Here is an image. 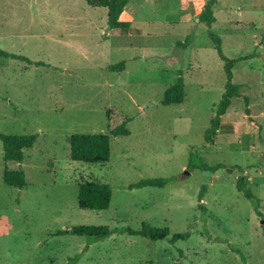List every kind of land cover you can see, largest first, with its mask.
<instances>
[{
    "label": "rangeland",
    "instance_id": "obj_1",
    "mask_svg": "<svg viewBox=\"0 0 264 264\" xmlns=\"http://www.w3.org/2000/svg\"><path fill=\"white\" fill-rule=\"evenodd\" d=\"M208 1L129 0L131 29L123 31L110 30L107 9L85 0H0V49L49 65L0 57V133L37 135L22 163L4 160L0 140V264H71L79 254L76 264H264V0H215L210 29L199 22ZM209 30L237 60L240 88L214 144L205 132L226 77ZM191 35L189 47L177 46ZM121 62L123 72L109 70ZM180 78L185 101L163 105ZM123 123L130 135L112 137L109 162L71 160L72 135L110 134ZM193 152L197 164L222 168L189 170ZM5 170H23L25 187L5 185ZM148 179L173 181L129 189ZM84 181L112 187L108 210L79 208ZM143 224L191 236L175 245L118 233L97 242L53 236Z\"/></svg>",
    "mask_w": 264,
    "mask_h": 264
},
{
    "label": "trees",
    "instance_id": "obj_2",
    "mask_svg": "<svg viewBox=\"0 0 264 264\" xmlns=\"http://www.w3.org/2000/svg\"><path fill=\"white\" fill-rule=\"evenodd\" d=\"M86 3L93 8H103L108 11V28L110 30H123L129 31L131 29V23L123 20V15L126 11L129 0H85ZM216 4L215 0H209L199 17V22L206 25L209 29L215 24L216 17L214 15L213 7ZM208 36L215 46V50L219 58L224 63V72L226 77L225 93L222 96L220 103L216 109L215 115L211 121L210 127L205 132V141L209 144H214L215 137L223 129L222 117L227 113V110L231 106V100L234 97H240V88L233 83V67L237 63V60H232L225 56L222 49V41L218 35L211 30L208 31ZM193 36H189L183 43H178L177 46L181 48H187L191 45ZM0 57L5 59H11L26 63L28 66L36 67H49L43 61H33L30 58L7 52L0 49ZM111 72H123L125 70V62H121L117 65L109 67ZM185 101V84L182 78L178 80L174 85L170 86L164 93L162 104L165 106L180 105ZM130 131L127 128L126 123L113 129L110 134H75L70 137V158L72 161L100 164L107 163L111 159V141L112 137L129 136ZM0 140L3 143L4 160L15 161L22 163L25 159L24 151L34 147L37 141V135H9L0 133ZM197 153H191V161L188 169L193 171L199 170H212L216 172L221 166L211 168L199 162L197 159ZM173 179H148L141 181L138 184L129 186V189H142L146 187H163ZM3 183L10 187L24 188L26 185V175L23 170H5L3 174ZM237 188L248 199L252 200L255 206V210L261 218L262 213L259 211L260 201L253 196L251 190L246 187V183L243 179H239L237 182ZM204 191L200 192L199 201L202 202L204 197ZM113 196L112 187L102 182H88L84 181L79 185L78 194V206L83 210L91 211H106L110 208ZM264 231V229H263ZM128 234L130 236H140L153 242L169 241L170 244L175 245L179 241H186L190 238L189 232L179 233L171 236V231L168 227H154L148 224H143L138 231L131 228H119L112 231L106 226H77L70 230L58 231L53 236H66L74 235L79 237H86L90 242L103 241L111 238L114 234ZM237 252V251H236ZM238 253V252H237ZM180 257L183 256V252H179ZM82 254H79L69 260L71 264H76L82 258ZM245 261V258L242 257ZM173 264H180L175 262Z\"/></svg>",
    "mask_w": 264,
    "mask_h": 264
},
{
    "label": "water",
    "instance_id": "obj_3",
    "mask_svg": "<svg viewBox=\"0 0 264 264\" xmlns=\"http://www.w3.org/2000/svg\"><path fill=\"white\" fill-rule=\"evenodd\" d=\"M221 172V171H220ZM212 173L210 172V171H205V173H204V180H205V183H207V182H209V180H210V175H211Z\"/></svg>",
    "mask_w": 264,
    "mask_h": 264
}]
</instances>
